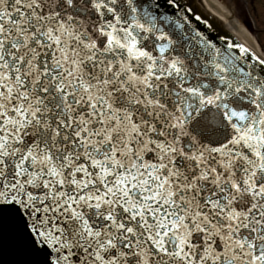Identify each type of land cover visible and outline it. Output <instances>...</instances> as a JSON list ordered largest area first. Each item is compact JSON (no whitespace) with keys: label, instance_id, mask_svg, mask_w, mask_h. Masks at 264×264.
<instances>
[{"label":"snow or ice","instance_id":"obj_1","mask_svg":"<svg viewBox=\"0 0 264 264\" xmlns=\"http://www.w3.org/2000/svg\"><path fill=\"white\" fill-rule=\"evenodd\" d=\"M0 264H264V57L193 0H0Z\"/></svg>","mask_w":264,"mask_h":264},{"label":"flooded vegetation","instance_id":"obj_2","mask_svg":"<svg viewBox=\"0 0 264 264\" xmlns=\"http://www.w3.org/2000/svg\"><path fill=\"white\" fill-rule=\"evenodd\" d=\"M219 14L240 22L248 30L253 43L264 53V0H216ZM224 17V16H223Z\"/></svg>","mask_w":264,"mask_h":264},{"label":"bare ground","instance_id":"obj_3","mask_svg":"<svg viewBox=\"0 0 264 264\" xmlns=\"http://www.w3.org/2000/svg\"><path fill=\"white\" fill-rule=\"evenodd\" d=\"M206 2L208 3V7L210 8V10H216L217 12L219 11V12H221L219 9V6H220V4L219 3H217L216 1H214V4L216 5V7H211V1H208V0H206ZM213 10V11H214ZM218 12V13H219ZM218 15H221L222 16V14H217V16ZM224 16V20H226V21H228L229 22V25L231 26V28L235 31V32H237L238 34H239V36L246 42V43H250V42H252L251 41V37L249 36V37H244L242 34H241V32H239L236 28H235V25H234V22L233 21H229V20H227V17H226V15H223ZM222 16V17H223ZM228 24V23H227ZM251 44V43H250Z\"/></svg>","mask_w":264,"mask_h":264},{"label":"water","instance_id":"obj_4","mask_svg":"<svg viewBox=\"0 0 264 264\" xmlns=\"http://www.w3.org/2000/svg\"><path fill=\"white\" fill-rule=\"evenodd\" d=\"M193 2H194V4H195L196 7H197V11H198L199 13L204 14V15L209 19V22H210V23H212V24L218 26V27L221 29L222 34L226 35L229 39H233L234 41L238 42V41H237L232 35H230L226 30H224V29L222 28V26H221L218 22H216V21L213 20L211 17H209L207 14H205V13H204V12L198 7V5L196 4V0H193Z\"/></svg>","mask_w":264,"mask_h":264}]
</instances>
